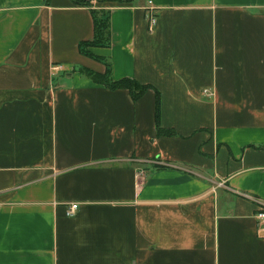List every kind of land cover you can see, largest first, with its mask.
<instances>
[{"label":"crops","instance_id":"1","mask_svg":"<svg viewBox=\"0 0 264 264\" xmlns=\"http://www.w3.org/2000/svg\"><path fill=\"white\" fill-rule=\"evenodd\" d=\"M93 4L138 101L90 7L0 0V264H264V0Z\"/></svg>","mask_w":264,"mask_h":264},{"label":"trees","instance_id":"2","mask_svg":"<svg viewBox=\"0 0 264 264\" xmlns=\"http://www.w3.org/2000/svg\"><path fill=\"white\" fill-rule=\"evenodd\" d=\"M49 1L50 0H48V2ZM71 1L74 5L90 7L94 22V39L92 41L82 43L80 45V52L91 59L104 62L107 66V72L105 74H100L88 69H79V72L98 85H103L104 87L112 91L126 90L130 93L134 101L140 100L142 97H144L147 94L149 90H151V87L143 86L137 81L128 78L119 81H114L111 76L109 63L102 58L96 57L90 51L92 48H109L111 45V38H112L111 11L105 9H97L94 6L93 1H96L98 4H106V3L128 4L134 2V0H92L91 2H86L84 0H71ZM157 96H159L158 93ZM156 118H157V124H158L157 128H158L159 136L174 135L172 131H164L160 127L159 107L157 109ZM154 168L156 170H164V169H168L169 167L161 164H156Z\"/></svg>","mask_w":264,"mask_h":264},{"label":"built area","instance_id":"3","mask_svg":"<svg viewBox=\"0 0 264 264\" xmlns=\"http://www.w3.org/2000/svg\"><path fill=\"white\" fill-rule=\"evenodd\" d=\"M154 21H155V18L151 16L150 22L154 24ZM205 93H207V91H205ZM77 208H78V205H72L70 211L68 212V215L74 216ZM258 219L261 223L264 222V207L262 208L261 212L258 214Z\"/></svg>","mask_w":264,"mask_h":264},{"label":"water","instance_id":"4","mask_svg":"<svg viewBox=\"0 0 264 264\" xmlns=\"http://www.w3.org/2000/svg\"><path fill=\"white\" fill-rule=\"evenodd\" d=\"M84 1H86V2H91L92 0H84Z\"/></svg>","mask_w":264,"mask_h":264}]
</instances>
